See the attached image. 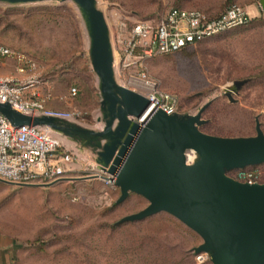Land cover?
<instances>
[{"label": "rangeland", "instance_id": "374dc122", "mask_svg": "<svg viewBox=\"0 0 264 264\" xmlns=\"http://www.w3.org/2000/svg\"><path fill=\"white\" fill-rule=\"evenodd\" d=\"M97 2L106 17L112 46L127 38L136 23H157L174 8L219 15L232 4L245 8L256 4L261 11L253 24L179 53L151 58L146 69L162 91L178 99L180 113L195 114L211 102L202 116L207 121L202 132L219 137L254 136L256 120L264 132V12L259 0ZM0 44L34 58L40 73L53 78L55 97L66 95L72 87L78 89L79 95L71 102L53 100V108L80 111L83 126L103 128L97 121L101 97L89 40L74 3L0 4ZM13 65L12 61L1 65L0 76L10 75L7 71ZM244 80L234 92L235 82ZM63 137L82 161H94L89 151ZM241 173H256L255 180L264 183V165L229 175L236 179ZM101 184L84 189L78 182L26 187L0 181V236L18 245L13 264H198L194 249L203 242L195 232L166 213L118 225L148 202L131 195L117 205L118 188L111 191ZM204 264H211L210 260Z\"/></svg>", "mask_w": 264, "mask_h": 264}, {"label": "water", "instance_id": "95a60500", "mask_svg": "<svg viewBox=\"0 0 264 264\" xmlns=\"http://www.w3.org/2000/svg\"><path fill=\"white\" fill-rule=\"evenodd\" d=\"M47 2H72L81 14L101 97L97 121L103 128L24 114L10 103H0V114L14 126L47 127L89 151L115 178L120 192L117 205L131 195L148 202L118 225L166 213L202 239L194 253H206L211 264H264V183L241 182L229 175L264 165V132L259 121L254 136L206 134L201 127L207 123L202 116L208 102L195 114L154 110L145 122H137L150 108V101L116 80L110 30L97 0H0L10 6ZM260 6L264 12V0ZM246 82H235L234 92ZM227 97L232 99L230 93Z\"/></svg>", "mask_w": 264, "mask_h": 264}, {"label": "built area", "instance_id": "2783aa9c", "mask_svg": "<svg viewBox=\"0 0 264 264\" xmlns=\"http://www.w3.org/2000/svg\"><path fill=\"white\" fill-rule=\"evenodd\" d=\"M251 21L247 8L233 5L218 17H209L199 10L174 8L157 23H136L127 38L113 48L119 82L150 101V108L137 122H145L154 110L180 113L178 99L162 91L148 75L147 60L180 52ZM8 61H13L15 67L12 74L0 76V103H10L24 114L57 117L83 125L80 111L48 107V102L54 99L71 102L79 94L76 87L70 88L66 95L55 97L53 78L44 77L32 57L0 44V66ZM62 137L47 127L14 126L0 114V180L19 186L40 187L92 181L104 184L111 191L117 188L113 176L95 161H82ZM255 178L256 173H241L236 179L253 184L258 183ZM196 259L198 264L209 261L207 254H198Z\"/></svg>", "mask_w": 264, "mask_h": 264}, {"label": "crops", "instance_id": "0c3cea01", "mask_svg": "<svg viewBox=\"0 0 264 264\" xmlns=\"http://www.w3.org/2000/svg\"><path fill=\"white\" fill-rule=\"evenodd\" d=\"M246 8H247L252 19H257L258 17H260L259 11H261V10L256 4H254V3L249 4L248 6H246ZM8 62H10V61H8ZM13 71H14V65L7 72H10L9 74H11V73H13ZM52 91H53V89H52ZM53 95H54V93H53ZM54 100L56 101V99H54ZM52 101L48 102V107L51 109H55V110H61L59 108H53L51 105ZM57 102H60V101H57ZM60 103H63V102H60ZM60 106H62V105H60ZM94 183H100V182H92V181H87V182L85 181L84 182V181H82V182H78V185L82 184V187L84 189L85 188L87 189L88 187H90L89 185H94ZM101 185H103V184H101ZM112 191H116V190H112ZM127 223H135V222H127ZM17 252H18V245L14 240H12L9 237L0 236V264H13V258H15V255Z\"/></svg>", "mask_w": 264, "mask_h": 264}, {"label": "trees", "instance_id": "16d2710c", "mask_svg": "<svg viewBox=\"0 0 264 264\" xmlns=\"http://www.w3.org/2000/svg\"><path fill=\"white\" fill-rule=\"evenodd\" d=\"M260 1V0H259ZM232 5H234V4H232ZM232 5H230V6H228L222 13H224L228 8H230ZM175 9H182V8H175ZM186 10V9H185ZM200 11V10H199ZM203 12V11H202ZM204 13H206V12H204ZM221 13V14H222ZM207 14V13H206ZM221 14H219V15H211V14H207V16H209V17H218V16H220ZM253 24V21H251V22H249L248 24H246L245 26H242V27H239V28H245V27H247V26H249L250 24ZM238 29V28H237ZM236 30V29H235ZM234 31V30H233ZM229 33V32H228ZM227 34V33H226ZM206 40V39H205ZM204 41V40H203ZM203 41H201V42H203ZM201 42H199V43H197V44H200ZM197 44H195V45H197ZM195 45H193V46H195ZM193 46H190V47H187V48H185V49H188V48H191V47H193ZM185 49H183V50H185ZM17 50V49H16ZM182 50V51H183ZM20 51V50H19ZM181 52V51H180ZM25 53V52H24ZM177 53H179V52H177ZM27 54V53H26ZM175 54V53H174ZM34 59V58H33ZM35 60V59H34ZM150 60V59H149ZM13 62V61H12ZM79 95V94H78ZM206 125V124H205ZM204 126V125H203ZM127 224V223H126Z\"/></svg>", "mask_w": 264, "mask_h": 264}, {"label": "bare ground", "instance_id": "6f19581e", "mask_svg": "<svg viewBox=\"0 0 264 264\" xmlns=\"http://www.w3.org/2000/svg\"><path fill=\"white\" fill-rule=\"evenodd\" d=\"M113 48V47H112ZM113 53H114V48H113ZM114 69H115V76L117 77L116 78V80L118 81V83L120 84V85H122L123 86V83L122 82H119V78H118V71H117V67H116V58L114 57ZM201 254H206V253H201Z\"/></svg>", "mask_w": 264, "mask_h": 264}]
</instances>
